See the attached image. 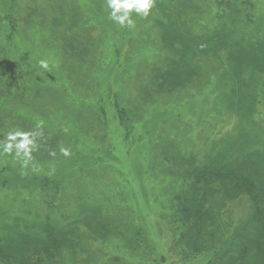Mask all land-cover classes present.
<instances>
[{
	"label": "rangeland",
	"instance_id": "rangeland-1",
	"mask_svg": "<svg viewBox=\"0 0 264 264\" xmlns=\"http://www.w3.org/2000/svg\"><path fill=\"white\" fill-rule=\"evenodd\" d=\"M131 18L114 23L106 0H0V143L37 144L26 166L0 149V227L65 229L44 264H219L170 215L192 170L264 155V0H154ZM218 201L230 240L251 206Z\"/></svg>",
	"mask_w": 264,
	"mask_h": 264
},
{
	"label": "trees",
	"instance_id": "trees-1",
	"mask_svg": "<svg viewBox=\"0 0 264 264\" xmlns=\"http://www.w3.org/2000/svg\"><path fill=\"white\" fill-rule=\"evenodd\" d=\"M230 37L226 35L221 39L231 45L229 54L238 61L237 43ZM242 99L245 107L250 92L244 91ZM239 151L224 154L219 164L208 163L187 175L189 181L182 186L183 192L174 196L176 203L170 221L179 228L178 241L191 252L213 251L219 264H234L235 260L228 258L235 253L241 264H264V165L256 167L255 164L256 158L264 159V155L255 157L257 152L242 154L243 149ZM238 159L245 161L241 164ZM255 167L259 171L257 177L251 174ZM236 198L249 201L251 214L232 239L227 240L212 208L220 199ZM64 238L68 240L67 231L55 228L50 222L37 223L27 235H16L0 227V263L44 264L59 253Z\"/></svg>",
	"mask_w": 264,
	"mask_h": 264
},
{
	"label": "clouds",
	"instance_id": "clouds-1",
	"mask_svg": "<svg viewBox=\"0 0 264 264\" xmlns=\"http://www.w3.org/2000/svg\"><path fill=\"white\" fill-rule=\"evenodd\" d=\"M154 5V0H106V6L109 9V19L121 27L134 28L135 21L131 18V14L135 12L141 17H147ZM40 66L48 69V62L40 61ZM37 148L36 134L34 132H25L21 130L9 131L6 134V140L0 143V149L4 153L14 154L21 159L26 166L31 160V153ZM61 152L64 156H69L70 151L62 148ZM55 155V153H51Z\"/></svg>",
	"mask_w": 264,
	"mask_h": 264
}]
</instances>
